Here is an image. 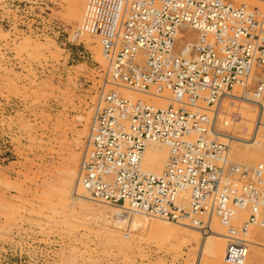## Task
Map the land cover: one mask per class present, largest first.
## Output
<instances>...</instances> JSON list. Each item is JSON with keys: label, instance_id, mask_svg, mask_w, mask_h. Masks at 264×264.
<instances>
[{"label": "built area", "instance_id": "1", "mask_svg": "<svg viewBox=\"0 0 264 264\" xmlns=\"http://www.w3.org/2000/svg\"><path fill=\"white\" fill-rule=\"evenodd\" d=\"M46 9L45 0H2L0 30L37 35ZM78 31L97 40L111 87L168 103L153 108L117 90L101 93L77 172L85 198L122 217L203 232L216 219L223 262L245 264L250 231L264 230V78L254 74L264 71V11L224 0H86ZM237 103L256 110L244 138L227 131L244 121ZM232 141L263 159L232 161ZM148 143L166 148L159 175L142 168Z\"/></svg>", "mask_w": 264, "mask_h": 264}, {"label": "rangeland", "instance_id": "2", "mask_svg": "<svg viewBox=\"0 0 264 264\" xmlns=\"http://www.w3.org/2000/svg\"><path fill=\"white\" fill-rule=\"evenodd\" d=\"M224 1L264 11V0ZM45 2L37 35L0 30V264H225L223 237L202 234L205 246L160 242L142 228L113 227L109 207L72 201L81 196L77 172L93 107L102 92L121 90L107 82L97 40L78 31L86 0ZM243 113L244 121L227 129L241 138L256 119V110L252 119ZM242 151L245 157L230 151V159L248 166L263 159L255 148ZM248 240L245 264H264V230L252 229Z\"/></svg>", "mask_w": 264, "mask_h": 264}, {"label": "bare ground", "instance_id": "3", "mask_svg": "<svg viewBox=\"0 0 264 264\" xmlns=\"http://www.w3.org/2000/svg\"><path fill=\"white\" fill-rule=\"evenodd\" d=\"M74 22L75 23H73L71 25V28H74L75 25H77L76 21H74ZM185 49L187 51V53L185 54L186 57H191V54H192L191 47L185 46ZM254 74H255L257 79H263L264 78V71L263 70H254ZM236 90H238V88H236ZM120 94L124 99H126L130 102H143V103H145V104H147L153 108H165L168 104L166 100L150 97L147 95L130 93V92L123 91V90H121ZM241 105H243L242 106L244 108L243 111L245 112L243 114L248 115V117L251 116L250 118L252 119L253 116L251 114L253 112H255L254 105H252L251 103H242ZM234 131H236V130H234ZM220 138L221 137H218V139H220ZM160 147H162L165 151ZM245 147H252V146L245 144V143H242V142H235V141L230 142V151L232 152V154L234 156H236L239 159L241 157H245L247 155L248 152L246 153V152L242 151V149ZM166 154H167V151L163 145L158 144V143H148L145 146V149H144V152L142 155V160H141L142 168L146 172H150V173L159 175L165 167ZM75 191H79L81 196L75 194V196H73V198H72V201H76L79 198L86 199L85 196L83 195L84 192L80 187L76 186ZM78 205H79V203H78ZM80 208H82V207H80ZM109 211H110L109 213L111 214V220L113 222L112 223L113 227L118 228V229L119 228L122 229L123 227H125L128 224L133 229L142 228L143 230H146L147 233L150 234V236H153L156 240L157 239L160 240V242H171V241L176 242V241L180 240V242L183 244L192 242V243H195L197 246H205L206 243H208V241H207V238L201 236L202 234H205L208 237H213L216 239H221L222 237L223 238L225 237V234L221 233V230L219 228L221 226L218 222L217 223H218L219 227L217 225H215V226L212 225V223L215 221L214 219L207 221V223L204 227V228H206V230L204 232L201 230L202 228L192 227V226H189L187 224H184L183 226L187 227L190 230L185 231V230H183L182 227H180L178 225H172V224H168V223L167 224L165 223V225H164V224H162L163 222L161 224L158 222H157L158 224L155 222L152 224L151 223L149 224L147 222V218H145L144 216H141V215H131L129 217L133 216V218L129 220L128 216H123V217L119 216V211L116 209L109 208ZM242 217H244V215H242ZM191 229H193V230H191ZM111 231H110V233H111ZM125 236L126 235H124L123 237L126 238ZM127 238H128V236H127Z\"/></svg>", "mask_w": 264, "mask_h": 264}]
</instances>
